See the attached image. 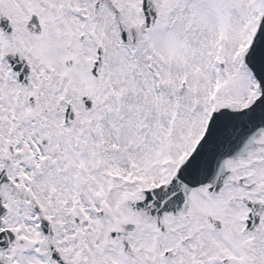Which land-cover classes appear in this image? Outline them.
I'll return each mask as SVG.
<instances>
[{
	"label": "snow or ice",
	"instance_id": "1",
	"mask_svg": "<svg viewBox=\"0 0 264 264\" xmlns=\"http://www.w3.org/2000/svg\"><path fill=\"white\" fill-rule=\"evenodd\" d=\"M0 264H264V0H0Z\"/></svg>",
	"mask_w": 264,
	"mask_h": 264
}]
</instances>
